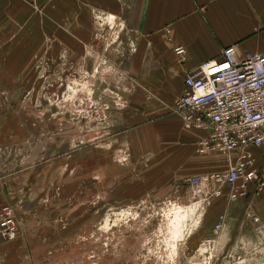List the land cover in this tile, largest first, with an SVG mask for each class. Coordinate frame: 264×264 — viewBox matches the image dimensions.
I'll return each mask as SVG.
<instances>
[{"label":"rangeland","instance_id":"obj_1","mask_svg":"<svg viewBox=\"0 0 264 264\" xmlns=\"http://www.w3.org/2000/svg\"><path fill=\"white\" fill-rule=\"evenodd\" d=\"M93 31V49L46 45L16 65L0 50V211L19 229L0 234V264H264V240L212 235L217 211L175 140L160 135L167 156L135 140L162 115L131 119L152 94L126 66L132 30L99 15Z\"/></svg>","mask_w":264,"mask_h":264},{"label":"crops","instance_id":"obj_2","mask_svg":"<svg viewBox=\"0 0 264 264\" xmlns=\"http://www.w3.org/2000/svg\"><path fill=\"white\" fill-rule=\"evenodd\" d=\"M99 15L108 20L115 17L132 30L126 66L152 91L143 94L148 101L132 114V121L145 127L142 119L147 110L162 115L151 122V132L134 131L139 146L164 148L167 156L173 142H162L163 135L175 140L178 163L191 161L195 173L225 169L229 160L224 155L196 152L202 133L185 129L180 116L169 109L182 93L185 74L206 60L221 58L225 46L235 45L238 55L264 51V0H37L34 4L0 0V50L11 51L9 58L16 65L19 59L24 60L23 54L18 57L16 52H44L46 45L53 52L61 45L70 52L93 49L94 19ZM176 45L187 49L183 63L173 52ZM6 192V187L0 191V199ZM212 203L217 213H226L218 236L228 226L232 231L242 229L246 242L264 240V194L230 202L220 198ZM237 230L233 231L235 240Z\"/></svg>","mask_w":264,"mask_h":264},{"label":"built area","instance_id":"obj_3","mask_svg":"<svg viewBox=\"0 0 264 264\" xmlns=\"http://www.w3.org/2000/svg\"><path fill=\"white\" fill-rule=\"evenodd\" d=\"M173 52L179 62L186 61L183 45L174 46ZM172 109L185 129L202 133L196 142L198 154L216 153L229 160L223 170L187 178L200 188L205 203L264 194V51L238 55L235 45L225 46L221 58L206 60L185 74ZM225 220V211L218 212L212 235H219ZM18 231L12 208L3 206L1 236L14 237Z\"/></svg>","mask_w":264,"mask_h":264}]
</instances>
